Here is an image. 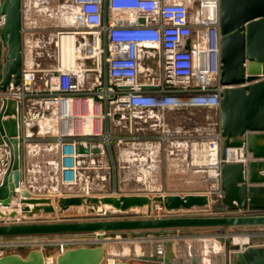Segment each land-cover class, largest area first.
<instances>
[{"label":"water","instance_id":"obj_1","mask_svg":"<svg viewBox=\"0 0 264 264\" xmlns=\"http://www.w3.org/2000/svg\"><path fill=\"white\" fill-rule=\"evenodd\" d=\"M143 22V19L140 18ZM219 84L218 132L220 155L227 147H241L244 161H222L219 190L211 205L208 193H120L34 196L22 184L23 136L20 101L2 98L0 104V206L10 208L14 201L19 211H0L14 218L55 217L68 209L81 208L88 214L136 209L145 217L106 218L67 221H23L1 223L0 237H40L56 235H96V246L67 248L56 256L55 264H102L104 239L128 240L129 252L115 264L132 260L162 264H203L195 242L171 236L184 228L228 229L264 227V214L173 215L179 211L204 212L215 208L264 209V0H218ZM21 0H0V89L20 83L22 68ZM77 153H97L96 145H75ZM154 204L171 213L151 216ZM98 207L102 210L96 211ZM145 208V209H144ZM22 219V220H23ZM153 237V238H150ZM166 237V238H164ZM229 264H264V244L232 246ZM216 264H224L223 252L215 254ZM0 264H46L41 249L25 255L0 256Z\"/></svg>","mask_w":264,"mask_h":264},{"label":"built area","instance_id":"obj_2","mask_svg":"<svg viewBox=\"0 0 264 264\" xmlns=\"http://www.w3.org/2000/svg\"><path fill=\"white\" fill-rule=\"evenodd\" d=\"M73 2L76 10L71 14V30L59 35H83V55L94 58L97 66L101 64L105 78L93 86H83L81 70L73 62L67 65L60 62L45 69L40 79L37 68L22 67L19 85H10L4 91L0 89V104L2 98L21 102L23 143L27 139L25 131L44 118L48 111L54 112L60 126L55 138V167L61 186H72L78 181L76 144L92 146L90 142L95 141L108 145L112 141L106 128L113 113L112 105L128 109L155 108L161 112L167 108L196 107L212 109L218 114L221 90L218 0ZM190 2L199 4L195 14L190 12ZM105 7L135 14L127 19L104 21ZM142 46L153 48V53L144 57L153 65H142ZM29 99L34 100L35 106L25 112L24 102ZM75 124L86 130L75 131ZM247 158L241 147H227L221 158L217 130L207 137L193 138L188 160L192 167H205L209 171V162L214 159L211 169L216 171L219 184L222 161L245 162ZM81 194H89L88 187ZM162 208V205L154 204L152 211ZM50 240L57 241L61 252L78 246H96L101 242L96 235L55 239L46 236L0 237V256L14 246L41 249Z\"/></svg>","mask_w":264,"mask_h":264},{"label":"rangeland","instance_id":"obj_3","mask_svg":"<svg viewBox=\"0 0 264 264\" xmlns=\"http://www.w3.org/2000/svg\"><path fill=\"white\" fill-rule=\"evenodd\" d=\"M62 0H48L43 5L34 8V12L39 15H50L53 18H58L61 15V7H59ZM59 4V5H58ZM49 16V17H50ZM56 41V39H55ZM126 119L121 121L120 124H111L109 119L107 120V130L112 137V141L107 145L111 150V155L113 156V161L115 163V168L105 167L104 169L94 170L90 176L89 181V194L93 195H103V194H120V193H147L149 195L163 193L162 187L160 190H155V184L145 182L125 184L122 188L119 186L115 174L116 169L120 167L116 166L117 160V151L119 146L120 139H129L134 141V144L131 146V143L128 145L124 144L122 148L124 149H133L138 151L142 176L141 178L145 179L147 173L148 165L151 164L148 157H146L145 151L149 148L150 145H159L160 148L170 149L174 147H185L186 149V162L190 168L194 170L203 171L196 177L192 188L198 189L206 186L207 193L210 194L213 198L211 200V205L217 204L215 196H217L219 190L218 181L210 176L209 171L205 167L194 168L189 164V149L190 143L193 138L194 133L198 135V132L201 134L198 138L207 137L218 130V114L212 109L207 108H194L187 112H180L174 117L176 118L177 123L180 122L179 127L170 128L166 124L154 125V119H149V114L135 112L134 110H126L125 112ZM151 117V115H150ZM180 120V121H179ZM167 121V120H166ZM165 121V122H166ZM126 122V123H124ZM175 122V121H174ZM195 127H197L195 129ZM200 131H198V130ZM193 130L198 131L193 132ZM178 136V137H176ZM56 153L54 150L47 151V155L44 156V159L40 160L38 157L34 156L32 163L34 166H24L22 165V177L29 174L34 179V188H29L34 196H51L56 198L60 195L59 193H67L66 186H61L56 178ZM120 162V161H119ZM121 163V162H120ZM118 164V163H117ZM211 168V167H210ZM209 168V169H210ZM26 169H29L32 173H27ZM46 175V177H45ZM101 175L102 177L101 181ZM95 179V180H94ZM94 180V182H93ZM22 184L24 185L23 178ZM27 184V183H26ZM168 187L177 185L186 186V184L180 182H174L173 184H167ZM39 187L38 189H36ZM33 189V190H32ZM200 191V190H199ZM203 193V192H197ZM68 194V193H67ZM81 194V193H77ZM65 195V194H64ZM163 207V206H162ZM11 209H16L19 211V204L17 201H14ZM163 210H153L151 216H168L171 213H167L164 208ZM173 215H218V214H264V209H225L223 212H219L215 208H210L208 211L197 212V211H179L177 213H172ZM146 215L142 212L133 209L125 212H114L109 216L105 215L103 212L88 214L84 212L81 208L68 209L67 211L57 214L55 217H45V218H21V215L18 214L14 218L5 219L1 218L0 222L3 223H20L23 221H67V220H90V219H106V218H136V217H145ZM23 219V220H22ZM234 235H246L247 241L242 244L233 243ZM46 237H51V239L58 238L56 235H47ZM38 238V237H33ZM150 238H153L150 236ZM166 238V237H164ZM174 241L179 239L185 240L190 243L191 241L195 242V248L197 254L202 258L203 264H216L214 255L220 254L223 252L224 255V264H229L230 255L232 253V246H241L244 247L248 244H264V227H252V228H239V229H228L227 227L219 228H184L178 229L177 234L171 236ZM201 238V239H200ZM208 238V239H207ZM200 239L205 242H200L197 244V240ZM205 239V240H204ZM210 241V242H209ZM105 254L102 260V264H115L116 261L123 259L122 256L129 252L127 246L128 240L121 239H104ZM109 245V246H108ZM41 250L44 254V261L46 264H55L56 256L61 253L60 246L57 244V241H47L41 246ZM114 248L111 253L110 249ZM34 247L31 246H14L9 248L6 254L18 253L25 255L28 250ZM109 249V250H108ZM220 249L221 252H216ZM132 264H148L144 261L132 260ZM162 264V263H159Z\"/></svg>","mask_w":264,"mask_h":264},{"label":"crops","instance_id":"obj_4","mask_svg":"<svg viewBox=\"0 0 264 264\" xmlns=\"http://www.w3.org/2000/svg\"><path fill=\"white\" fill-rule=\"evenodd\" d=\"M164 1H179V0H164ZM48 0H21V11H22V67L23 68H37L38 78L40 79L44 70L55 66L60 63V50L57 46V39L59 38L60 32H68L71 30V14L76 10V5L73 0H62L59 7H61V15L57 18H53L48 15H39L34 12L35 7L43 5ZM198 2H190L189 8L192 14H195L198 10ZM135 12L124 11L116 12L108 8H104V21H111L113 19H127ZM83 35H74V48L75 55L72 61L76 67H78L81 72V81L83 86H93L100 79L105 78V72L101 67V64L97 66L96 61L92 57H85L83 55L82 42L84 41ZM56 39V41H55ZM149 53H153V48L149 46L141 47V63L153 65V62L149 59H145ZM143 65V66H144ZM93 67V69H90ZM83 68H87L86 71H82ZM34 100H25L24 108L25 112L34 108ZM196 107H180V108H167L164 111H160L155 108H133L128 109L124 106L112 105L113 113L109 117L111 124H120L121 121L126 119V110H134L135 112H141L149 114V119H154V125L166 124L170 128H181L179 123H177L174 115L180 112H187ZM151 115V117H150ZM167 120V121H166ZM113 121V122H112ZM166 121V122H165ZM175 121V122H174ZM180 121V120H179ZM126 123V122H124ZM197 127H195L196 129ZM60 126L56 119V116L52 110L48 111L44 118L39 119L34 126L25 131L26 140L23 143V163L25 167L34 166L32 159L34 156L38 157L40 160L44 159L47 155V151L54 150L56 152L55 138L59 133ZM198 130V129H197ZM200 131V130H198ZM193 130V132H198ZM201 134H193L188 136L190 138H198ZM178 137V136H176ZM119 148L116 156V166H120L116 169V180L119 186L122 188L125 184H133L139 182H147L155 184V190H160L162 187L163 193H197L203 192L207 193L206 186L194 189L192 188L196 177L201 174L200 170H194L190 168L186 162V149L185 147H172L169 150L160 148L159 145H150L145 151L146 157L150 160L148 165L147 173L145 179L141 178L142 172L141 165L138 161L139 154L138 151L124 149L122 146L124 144L131 146L134 141L129 139H120ZM92 145H97L99 151L93 153L88 151L86 153H81L77 157L78 162V181L72 186H66V191L68 194L82 193L85 187L89 188L91 181H89L92 172L99 169H104L105 167L115 168V163L113 161V156L111 155V150L107 145L99 142H90ZM252 159L248 153V160ZM121 163H120V162ZM26 172L32 173L29 169ZM46 177V175H45ZM102 177L104 175H101ZM95 180V179H94ZM93 180V182H94ZM145 180V181H144ZM24 186L26 188H34L32 185L34 179L30 177L29 174L23 176ZM174 182H180L186 184V186H171L168 187L167 184H173ZM27 183V184H26ZM37 187L36 189H38ZM33 190V189H32ZM39 190V189H38ZM89 190V189H88ZM200 190V191H199ZM9 208L8 210H10ZM98 210L100 208L98 207ZM1 211V210H0ZM5 215H8L7 213ZM2 223V222H1ZM146 262V261H144ZM148 264H159L157 262H146Z\"/></svg>","mask_w":264,"mask_h":264},{"label":"bare ground","instance_id":"obj_5","mask_svg":"<svg viewBox=\"0 0 264 264\" xmlns=\"http://www.w3.org/2000/svg\"><path fill=\"white\" fill-rule=\"evenodd\" d=\"M57 46H58V49L60 50V57H59V58H61L60 62L63 65H67V64L72 63V61L74 60V55H75L74 36H72L71 34H67V33L60 34L59 38L57 40ZM74 126H75V128H74L75 131H84V130H86V128L84 126H78L77 124H75ZM213 163H214V159L210 160L209 164H211V165L209 167H212L214 165ZM209 174L212 177V179L213 178L215 179V177H217L216 176V171H214L211 168L209 170ZM99 208H100V210H102L101 207H99ZM6 209H9V208L8 207L4 208V207L0 206V210L1 211H5ZM96 211H98V208L96 209ZM5 217H8V215H5ZM247 238L248 237L246 235H234L232 242L235 243V244H239L240 245V244L244 243L245 241H247ZM200 239H195V240H197V244H199L202 241ZM202 242H205V241H202ZM112 250H114L113 247L110 249L111 253L113 252ZM216 252H221V251L219 249Z\"/></svg>","mask_w":264,"mask_h":264}]
</instances>
